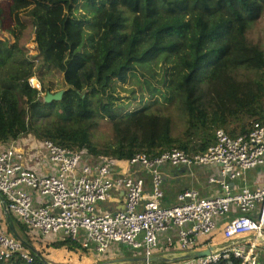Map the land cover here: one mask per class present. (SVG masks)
Masks as SVG:
<instances>
[{
  "label": "trees",
  "instance_id": "1",
  "mask_svg": "<svg viewBox=\"0 0 264 264\" xmlns=\"http://www.w3.org/2000/svg\"><path fill=\"white\" fill-rule=\"evenodd\" d=\"M263 12L264 0H0V34L17 29L19 42L30 26L36 49L29 56L0 38V145L31 137L122 162L174 149L204 152L217 130L247 135L254 123L264 124V50L249 38ZM36 71L39 88L29 83ZM48 71L61 74L66 90L45 103L41 94L54 87L43 83ZM129 77L148 100L121 113L115 86ZM172 106L185 116L178 135L172 134ZM101 119L112 135L98 144L92 132ZM9 220L23 232L32 260L0 264H56L31 248L19 220ZM48 247L79 248L71 239Z\"/></svg>",
  "mask_w": 264,
  "mask_h": 264
},
{
  "label": "built area",
  "instance_id": "2",
  "mask_svg": "<svg viewBox=\"0 0 264 264\" xmlns=\"http://www.w3.org/2000/svg\"><path fill=\"white\" fill-rule=\"evenodd\" d=\"M43 144L49 161L57 166V173L48 176H39L26 169L21 164L22 156L14 148L0 152V197L5 202L4 213L0 214V263L14 257L25 262L32 260L30 248L18 235L8 230L12 215L25 226L31 240H76L80 231H84L87 234L86 243L92 242L99 255L105 254L113 244L125 243L133 249L143 248L144 257L148 259L157 247L158 236L173 227L178 229L179 249L197 251L199 236L214 235L217 230L214 218L227 215L230 207L235 205L240 214L227 222L221 235L227 241L250 236L248 245L228 246L210 256L180 260L182 262L178 264H215L232 259L237 264H264V260L258 258L257 250H264L260 244L264 241V185L256 191L243 188L239 193L232 194L227 182L243 177L248 170L264 164L263 123H254L247 135L234 138L217 130L215 144L201 153L189 154L174 149L154 159L137 154L128 161H122L129 166L139 164L147 171L151 177L149 193H145L141 179L112 178L110 167L117 161L101 159V162H85L80 166L86 157L83 153H72L51 142ZM193 165H218L219 178L209 181L218 184L224 195L202 199L195 191L184 190L177 194L175 206L163 207L162 169L189 168ZM23 187L43 198V203L35 206L32 195L26 193ZM112 189L124 191L123 210L116 213L97 212L99 204L108 200ZM256 209V217H250ZM167 241L171 247L170 241ZM142 264L166 263L146 261Z\"/></svg>",
  "mask_w": 264,
  "mask_h": 264
},
{
  "label": "crops",
  "instance_id": "3",
  "mask_svg": "<svg viewBox=\"0 0 264 264\" xmlns=\"http://www.w3.org/2000/svg\"><path fill=\"white\" fill-rule=\"evenodd\" d=\"M9 148H14L21 156V164L28 170H32L39 176H48L50 174L57 173V166L52 164L48 159V151L44 146L43 142H38L31 137H23L16 141H9L6 144L0 145V152L7 150ZM100 159H89L84 157L81 165L86 163L101 162ZM163 172V199L161 205L165 208H170L176 205V196L184 190H193L197 193V196L202 199H211L224 195L223 190L218 184L210 183L211 178H219L220 167L218 165H211L206 167L193 165L189 168L185 167H165L162 169ZM110 173L112 178L117 176L129 177L132 179H141L144 184L145 193L151 191V177L147 171L139 164L129 166L125 162H113L110 167ZM232 194L239 193L243 188H247L249 191H256L261 189L264 185V164L250 169L245 172V175L240 178L227 181ZM26 193L31 194L34 205L38 206L43 203L44 199L39 197L34 191L29 188L23 187ZM4 200L0 197V214L4 213ZM124 207V191L122 189H112L109 193V198L106 202L99 204L97 212H109L116 213L122 211ZM257 210L250 215V217L255 218L257 215ZM240 214L239 209L232 205L227 215L214 218L217 225V230L214 235L210 237L199 236L196 246V250L203 251L209 248H213L216 251H220L222 248L231 247H244L247 246L251 240L250 236H243L237 239L227 241L221 235V230L225 227L227 222L235 218ZM14 221L18 222L17 217L11 216ZM19 223V222H18ZM9 224V221H8ZM185 226V228H187ZM9 232L23 236V232L16 226L13 222V227L8 228ZM141 240V237H138ZM31 240V239H30ZM34 239H32L33 241ZM170 241V245L168 241ZM52 244L51 239L46 238L42 240ZM78 244V253L83 252L87 264H142V259L144 257L143 248L133 249L130 245L125 243L113 244L108 251L99 255L95 250V245L92 242L86 243L87 234L84 231H80L76 240H73ZM40 242V241H37ZM84 244H87L84 247ZM179 244V233L176 227L169 229L168 231L160 234L158 236L157 247L153 251L152 257H164L166 259V264H178L182 261L178 260L179 257L187 252L181 251L178 247ZM262 247L264 248V241H260ZM45 247V246H44ZM42 245L39 243H31V248L36 251H41L43 249ZM67 254V259L69 254L72 252L66 251L65 249H57ZM258 258L264 260V250L259 248ZM76 251V252H77ZM74 254V252H73ZM82 254V253H81ZM70 260V259H69ZM55 262V261H53ZM64 264V263H63Z\"/></svg>",
  "mask_w": 264,
  "mask_h": 264
},
{
  "label": "rangeland",
  "instance_id": "4",
  "mask_svg": "<svg viewBox=\"0 0 264 264\" xmlns=\"http://www.w3.org/2000/svg\"><path fill=\"white\" fill-rule=\"evenodd\" d=\"M5 5H9L8 2H4ZM10 25L14 27L13 22L11 21ZM1 39H7L10 43H15L18 44L20 47L23 46L27 52V55H34L36 54V49L35 45L33 43V35L31 32L30 26L25 28V31L23 32L21 39L18 42L19 38V31L15 29V34L10 35L8 33H1L0 34ZM249 38L253 43L258 44L260 47L263 48L264 50V12L260 15L259 19L257 22L254 24L253 28L249 31ZM139 74V73H137ZM140 75V74H139ZM138 75V79H143V77ZM39 76V72L36 71L34 74V77L29 79L30 83L32 86H38L40 87L39 80L37 79ZM43 83L46 84L48 83L50 85H54L53 90L51 91V94L57 93V92H63L66 90V87H63L62 85V76L61 74L53 71H48L45 73L43 76ZM38 80V81H37ZM51 83V84H50ZM47 87V86H46ZM116 98L118 99V105L120 106V109L123 111L121 113L125 112H131L134 110H138L143 108V105L146 104V101L140 102V100L147 99V94L142 88L141 83H136V80L132 77H129L126 79V82L124 83H116ZM136 97V100H132L131 95ZM45 93L41 94V97H45ZM173 109L171 108L168 110L173 118L174 125H173V135H178L180 134L183 129H184V119L185 116L177 109V107L172 106ZM119 108V107H118ZM165 112V111H164ZM61 114V113H58ZM92 139L94 142L101 144L104 141H108L111 138V125L109 122H107L105 119L99 120L98 126L93 130L92 132ZM40 242H37L36 240H31V243L36 242L42 245L44 247L43 249L41 248V251L46 253L48 258L51 261H55L54 263L56 264H87V260H85V256L83 252L78 253L74 252L69 254V258L67 259V254L62 252L61 250L57 249H52L49 248L48 245L49 243L43 242L42 238H40ZM70 259V260H69ZM97 262L93 263L96 264ZM90 264V262H89Z\"/></svg>",
  "mask_w": 264,
  "mask_h": 264
},
{
  "label": "water",
  "instance_id": "5",
  "mask_svg": "<svg viewBox=\"0 0 264 264\" xmlns=\"http://www.w3.org/2000/svg\"><path fill=\"white\" fill-rule=\"evenodd\" d=\"M62 97V92H57L54 94L47 93L45 97L43 98V101L45 103H49L51 101H59ZM263 240V239H262ZM216 251L213 248H209L203 251H190L182 255L181 257L178 258V260H191V259H198L202 257H207L210 256L211 253ZM142 262H156V263H167L166 259L164 257H150L148 259H142Z\"/></svg>",
  "mask_w": 264,
  "mask_h": 264
},
{
  "label": "clouds",
  "instance_id": "6",
  "mask_svg": "<svg viewBox=\"0 0 264 264\" xmlns=\"http://www.w3.org/2000/svg\"><path fill=\"white\" fill-rule=\"evenodd\" d=\"M35 88H39V87H35Z\"/></svg>",
  "mask_w": 264,
  "mask_h": 264
}]
</instances>
